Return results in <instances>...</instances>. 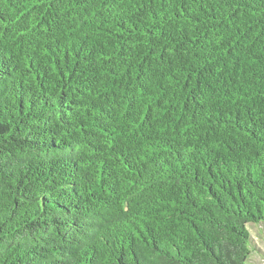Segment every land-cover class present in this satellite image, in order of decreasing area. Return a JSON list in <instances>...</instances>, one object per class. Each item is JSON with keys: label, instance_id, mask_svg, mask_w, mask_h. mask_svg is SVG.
Masks as SVG:
<instances>
[{"label": "trees", "instance_id": "1", "mask_svg": "<svg viewBox=\"0 0 264 264\" xmlns=\"http://www.w3.org/2000/svg\"><path fill=\"white\" fill-rule=\"evenodd\" d=\"M264 0H0V264H264Z\"/></svg>", "mask_w": 264, "mask_h": 264}, {"label": "rangeland", "instance_id": "2", "mask_svg": "<svg viewBox=\"0 0 264 264\" xmlns=\"http://www.w3.org/2000/svg\"><path fill=\"white\" fill-rule=\"evenodd\" d=\"M262 246H263V249H264V243H262ZM263 254H264V252H263Z\"/></svg>", "mask_w": 264, "mask_h": 264}]
</instances>
